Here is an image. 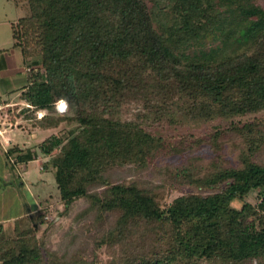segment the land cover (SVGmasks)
Wrapping results in <instances>:
<instances>
[{"label": "trees", "instance_id": "16d2710c", "mask_svg": "<svg viewBox=\"0 0 264 264\" xmlns=\"http://www.w3.org/2000/svg\"><path fill=\"white\" fill-rule=\"evenodd\" d=\"M12 1L26 9L10 24L12 46L38 58L25 104L8 105L7 121L22 118L28 131L70 126L38 144L62 207L44 208L42 230L28 214L11 231L0 221V264H264V8L252 0ZM216 29L226 37L221 51L243 50L184 56ZM61 98L67 111L55 108ZM134 101L227 120L174 140L143 125L145 111L122 118ZM14 152L23 165L37 158L16 144L7 162ZM75 205L77 223L57 255L48 233Z\"/></svg>", "mask_w": 264, "mask_h": 264}, {"label": "rangeland", "instance_id": "374dc122", "mask_svg": "<svg viewBox=\"0 0 264 264\" xmlns=\"http://www.w3.org/2000/svg\"><path fill=\"white\" fill-rule=\"evenodd\" d=\"M255 5L264 8V0H252ZM233 10V9H232ZM235 12V11H234ZM26 9L22 6L15 5L12 0H0V124L6 126L10 123L7 121L8 114L6 108L8 105L19 103L24 105L25 100L22 97L23 87H26L29 81L31 73L35 71L36 67L31 61L38 56H29L24 59L18 48L12 46V34H11V22L15 21L18 17L24 16ZM225 34H221L218 29L213 32L209 30L205 31V34L195 42L192 47L187 48L184 52V56L188 57V60H193L199 57H204L209 52L219 54H230L234 50H243L244 45H239L234 50L229 47L222 48L223 44H226ZM216 58V57H215ZM26 89V88H25ZM21 96V97H20ZM7 101V104H4ZM21 101V102H20ZM61 100L57 101L55 108L58 111L61 107ZM3 112H2V111ZM19 110V108H18ZM17 110V111H18ZM46 110L39 109L36 111L37 116L42 115ZM137 111H145L142 104L139 101L129 102L125 104L123 110L120 112L122 118L134 119L136 118ZM20 112V110H19ZM146 116L140 119L141 123L148 129H158L163 134L173 138L185 135L190 137V134L200 135L208 132L212 128L224 124L227 118L214 117L211 119L193 118L184 114L178 109L176 105H171L165 110L159 111H145ZM22 115V114H21ZM157 115L159 117H157ZM11 124V123H10ZM15 124V125H14ZM13 126H7L5 132H1V138L5 139V136H9L12 140V144H18L19 146L26 148L31 147L36 150L37 158L30 159L25 164L17 161L15 165L8 163L5 168L1 169L0 175H7L12 184H9L4 196V202H7L4 210V218L13 216V214H20L24 218L14 221L8 219L5 221L7 230L14 226L26 225L29 221L25 218L26 214L35 216L39 225L45 226V218H43L44 208L55 211L56 207L61 206L59 201V190L56 187L54 173L51 168L41 166V160L44 158L43 153L40 151L38 144L48 135L58 133L61 129H66L70 125L64 123L57 128L40 129L36 128L32 131H27L28 126L26 120L18 118ZM20 124L21 126H19ZM9 145V144H7ZM206 147H203L204 157L207 158ZM202 150L197 149L198 152ZM180 159V155H165L156 159V164L164 165L167 163H173ZM11 177V178H10ZM2 182V177L0 178ZM12 186V187H11ZM14 186V187H13ZM11 187V188H10ZM82 202V199L77 200L76 204ZM235 205H240V201L235 200ZM47 208V209H48ZM76 205L73 209H69L68 214L58 216V221L53 223L49 235V245L55 250L57 255L60 254L57 247L64 243L67 239V229L69 226H73L74 222L77 223L78 218L74 216ZM50 210V211H51ZM49 211V212H50ZM19 212V213H18ZM43 212V213H42ZM54 212L48 214L52 216ZM44 221V222H43ZM73 231L80 232V229H72ZM41 233V232H39ZM99 257V254H98ZM105 258V255H102ZM99 257L98 262H102L104 259Z\"/></svg>", "mask_w": 264, "mask_h": 264}, {"label": "crops", "instance_id": "0c3cea01", "mask_svg": "<svg viewBox=\"0 0 264 264\" xmlns=\"http://www.w3.org/2000/svg\"><path fill=\"white\" fill-rule=\"evenodd\" d=\"M4 104H7V101ZM7 126H13V124L9 123ZM7 126L5 124H2V123L0 124V134H1V132H5ZM32 131H31V133H32ZM7 144H9V145H7ZM10 144H12V140H11V138L9 136H5V139H2L1 135H0V166H1V169L5 168V166H7V164L9 163V162H7L6 149L11 147V146H13V145H15V144L10 145ZM15 153L16 152H14L11 155H9L10 163H13L14 165L17 162V161H15ZM1 177H2L3 181L2 182L0 181V221H4L5 222L8 219H14L16 217H20L21 213L18 214V215L17 214H13V216L8 217L7 219L4 218V215H5L4 214V210H5L6 204H7V202H4L5 201L4 200V196H5V193L7 191V188H9L8 185L12 184V182L10 180H7V178H9V173H8V176L7 175L6 176L5 175H2V176L0 175V178Z\"/></svg>", "mask_w": 264, "mask_h": 264}, {"label": "clouds", "instance_id": "9594fccd", "mask_svg": "<svg viewBox=\"0 0 264 264\" xmlns=\"http://www.w3.org/2000/svg\"><path fill=\"white\" fill-rule=\"evenodd\" d=\"M61 107L67 111V108H68V102H67V99L66 98H61Z\"/></svg>", "mask_w": 264, "mask_h": 264}, {"label": "built area", "instance_id": "2783aa9c", "mask_svg": "<svg viewBox=\"0 0 264 264\" xmlns=\"http://www.w3.org/2000/svg\"><path fill=\"white\" fill-rule=\"evenodd\" d=\"M61 102V101H60ZM59 110H63V108H60Z\"/></svg>", "mask_w": 264, "mask_h": 264}]
</instances>
